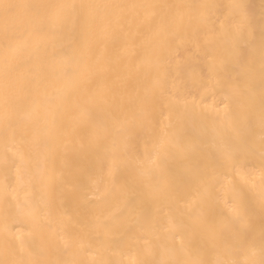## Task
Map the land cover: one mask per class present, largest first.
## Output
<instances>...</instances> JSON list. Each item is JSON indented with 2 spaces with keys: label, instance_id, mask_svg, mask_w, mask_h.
Masks as SVG:
<instances>
[{
  "label": "snow or ice",
  "instance_id": "6c2138e0",
  "mask_svg": "<svg viewBox=\"0 0 264 264\" xmlns=\"http://www.w3.org/2000/svg\"><path fill=\"white\" fill-rule=\"evenodd\" d=\"M65 29L93 44L70 81L32 42ZM49 87L44 128L28 135L23 107ZM0 130L28 145L0 155V264H128L114 258L125 244L134 264H264V0L258 13L247 0H0ZM67 206L92 259L48 258L45 222ZM20 218L28 238L12 231Z\"/></svg>",
  "mask_w": 264,
  "mask_h": 264
},
{
  "label": "bare ground",
  "instance_id": "6f19581e",
  "mask_svg": "<svg viewBox=\"0 0 264 264\" xmlns=\"http://www.w3.org/2000/svg\"><path fill=\"white\" fill-rule=\"evenodd\" d=\"M42 2L48 3H142V2H157V3H193L201 2V0H42ZM216 3L227 4L230 0H214ZM247 2L256 5L257 13L259 12V5L261 0H247ZM32 42L35 50V54L40 59H46L53 61L58 68L67 70V75L61 77V79L71 80L74 78L73 70L76 67L77 60H88L92 58L93 48L92 37L86 32L72 33L68 29L63 31H57L54 35L46 33H37L32 37ZM224 43L219 39L215 38L212 41V48L219 54L224 47ZM198 71L207 72L208 67L206 60L201 56L199 62L196 65ZM53 88L49 87L47 92L41 89L35 94L34 101L26 102L23 111L22 118L27 125L28 135L41 134L42 129L45 125L46 106L48 103L49 96L52 94ZM224 93L217 91L215 97L208 96L207 103L212 104L223 100ZM245 102L243 100L234 101V105L237 107L243 106ZM255 112L258 115L259 111V99L255 102ZM222 108L223 105L221 104ZM21 137L16 136L15 141L9 140L5 143L3 131L0 130V155H2L6 149L14 150L15 147H21L24 151L28 152V145L21 144ZM35 161H33V164ZM260 154L257 152L253 160V176L252 179L259 185L261 181L260 171ZM15 183V180H13ZM28 178L25 177L24 183L27 185ZM3 188V176L0 175V195H2ZM28 189L21 188L18 192L14 193L21 201H24L28 195ZM191 200V194H190ZM46 226L43 229V239L48 248V258L51 259H69L74 255L77 259H92L93 254L97 251V242L90 240L86 235H77L76 233V217L74 210L67 206L57 207L48 221L45 222ZM15 228L12 231L18 238H28L29 227L27 222L20 218L15 221ZM157 225L161 230L162 240L161 243H168L167 237L164 235V229L168 226L166 218L163 216L157 218ZM4 226L3 216L0 215V232H2ZM178 243V241H177ZM259 244V231L257 230V245ZM67 245L69 248L68 253L63 252L64 246ZM116 259H124L128 264H134L137 256L134 251L128 250V245L125 244L123 247V255L114 257ZM258 258V257H257Z\"/></svg>",
  "mask_w": 264,
  "mask_h": 264
}]
</instances>
